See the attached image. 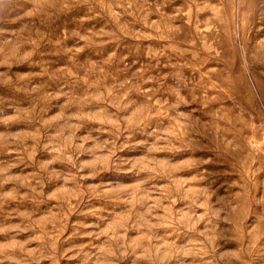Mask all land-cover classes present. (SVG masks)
Wrapping results in <instances>:
<instances>
[{
	"label": "rangeland",
	"instance_id": "374dc122",
	"mask_svg": "<svg viewBox=\"0 0 264 264\" xmlns=\"http://www.w3.org/2000/svg\"><path fill=\"white\" fill-rule=\"evenodd\" d=\"M0 264H264V0H0Z\"/></svg>",
	"mask_w": 264,
	"mask_h": 264
}]
</instances>
